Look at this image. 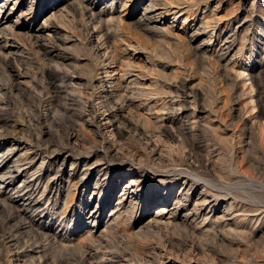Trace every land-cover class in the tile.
Returning a JSON list of instances; mask_svg holds the SVG:
<instances>
[{
  "label": "rangeland",
  "instance_id": "rangeland-1",
  "mask_svg": "<svg viewBox=\"0 0 264 264\" xmlns=\"http://www.w3.org/2000/svg\"><path fill=\"white\" fill-rule=\"evenodd\" d=\"M29 2L30 0H26L23 6L20 5L21 8L19 7V3H17L16 8L17 6L19 8L17 11H14L15 15L13 20L18 16L23 20H26L27 18L32 19L33 16H35L39 24H44V19L50 17L52 14L49 9L50 5L54 3L55 0H33L30 12L28 13L26 11L29 8ZM87 2L89 3V1ZM111 2L112 0L90 1L91 5L88 7L93 6V4L98 5L101 3L98 8H101L103 13H101V24L99 26L97 25L95 28L93 25L87 23L85 19L86 16L79 15V10L77 13L72 12V10L70 11V9L69 11L64 9L65 12L63 9L61 10L63 17L59 15L58 20L63 21L62 24L61 21L60 23L58 20H56L57 22L54 21L61 29V32H59V38L61 37L62 40H60L63 44L59 47V54L67 57L69 56L68 58L71 59L69 62L71 64L67 66L70 70L69 72L71 73L74 71L72 72L74 73V78H82L81 85H79L80 87L74 86L75 88H69L70 90L68 89L66 92H59V101L53 104L43 102L40 105L35 100H28L26 97H21L18 101L16 98L13 99V97L18 96L19 93L16 91L13 92V97L10 95L11 99H9V102L12 100L10 102L12 105L7 107V112H3L5 113L3 115L10 118L9 121L11 120L9 131L14 129L13 132L20 134V136L23 134L26 138L31 135L30 137L32 140L34 142L38 140L39 146L44 148L45 146H48V144L53 146L59 145V142L62 141L65 133L78 130L87 150L90 146H96L98 142H93L99 141V137L94 134L96 124L87 125V129L82 130L77 117L82 116L83 119H86L87 121L93 119L95 123L103 122V117L99 116V113L89 110L90 102L93 103V105L96 102L91 99L88 100L89 97L86 99V96L89 95L90 91L84 88L83 85L85 86L88 84L87 82L91 78L96 84H98L99 79L103 81L107 79L109 82H112L114 77L117 76V73L113 76L108 75L107 77H104L103 74L97 76L95 70L97 69L98 59L94 57L95 54L92 52L94 51L92 48L105 42L106 40L104 36L103 38L101 36L107 34L108 37L110 36V39L108 38V44L115 48L117 60H119H116L117 62L115 64H111L109 70H111V68H116V65H120V61L125 62L128 61L129 58H131L129 61H132L134 64L132 71L131 69L128 70V74L125 76L126 81L130 86L133 84L131 89H133L137 82L138 83L135 87H137V85L141 86L142 83L145 84V87L149 85L151 86V84L159 87L163 84L166 86L172 83L178 85L181 79L187 80L192 86L197 87L202 99L198 104L195 103L194 106L189 103L187 104L189 106H187L188 117L183 119L184 122L186 124L190 123L192 126L195 121L191 119L190 115L193 112L195 115H201L199 113V108H203L205 110V113L201 115L202 118L204 117L203 120H208L209 118L214 120L215 123L213 124L215 125L221 123L220 128L217 130V132L220 130L218 132L219 135H215L217 138L213 137L208 132H205L204 127L195 130V127L193 128L192 126L193 130H190L191 132L184 131L185 137L187 136V142L199 143L202 149L205 147H209V149L217 147V150H221V162L218 163V168L216 167L215 169L216 176L208 177L206 175L207 178L204 176L205 179H209L212 182H209L210 184H205L221 195L216 202L220 212L215 216V219L221 221L216 220L218 223L215 222L210 225L207 220L206 223L201 225L202 228L199 226L200 229H202L201 232L199 231L200 229H197V231H190L182 228V226L173 223L166 224L168 222H164V224L158 225L160 229L157 228L153 230L148 240H136V238L130 237L132 231H137L140 226L149 222L155 214L158 213L162 216L164 218L163 221L167 220L168 216L170 217V212L169 214L168 210L160 212L159 204L156 205V203H153L151 208L142 209L144 199L149 198L150 195L157 192L158 195H156L152 201L156 202V197H161L164 194L163 190L155 189V184L159 178L168 176L153 171L150 165L144 161L139 164L134 163V169L141 170L144 173L136 174L141 176L142 181L141 186L137 190L138 195L135 193V198L138 201L137 205L139 204L140 207L139 210H134L133 217L129 220L130 223L128 220L123 219L122 216L121 218L119 217V219L116 218V215L113 216L114 213L117 211L120 212L121 208L123 211L127 206L126 202L123 201V204H121L120 207L114 210V212L112 211L114 208L113 206L118 203L117 198L120 195V193L117 194V190L114 193L112 204L105 210V214H103V217L97 222V224L93 226V236L92 239L90 238V240H88L89 242L82 240L84 237L82 236L83 233H78L76 235L75 244L79 243L78 247L81 248L76 251L77 253L74 252L73 255L71 251H66L64 255L59 254L54 250L50 251V253H55L54 256L59 254L60 258L63 256L64 258L66 257L67 259L64 260L63 258V260L71 264H81L83 262L81 260L82 258H79L82 257L80 253L81 251L83 253L89 251H98L100 253L99 257L87 261V264H99V261H101L100 259L103 258L101 255L103 252H117L123 255L124 258H129L131 261L133 260L132 262L130 261L131 263L129 262V264H133V262L135 264V261L136 263L139 262L140 258L156 255L160 250L158 252L159 255V253L162 252V249L166 250L163 251L164 254L168 253L166 262L162 264H172V257H175V255L179 258L184 256L187 262L190 261L187 264H264V0H168L167 2L166 0H162V2H166L169 5H174L176 3L190 4L191 8L187 15L184 14L178 16L174 22L171 13L164 15L162 20L159 19L155 23H151L147 27L148 29L142 24L137 25L135 22L136 19L131 16L134 11L136 13L141 12L143 0L116 1L113 4V9L110 6ZM9 4V6L12 7V1H10ZM42 7L48 8L40 16ZM87 12L90 13V10L87 9ZM64 13H67L68 16ZM114 17H117V22ZM118 17L121 19L123 18L122 20H124L125 23L124 27H120ZM62 18L65 19L62 20ZM110 18L114 19H111V21ZM201 19L203 20L202 24ZM66 20L69 21L67 22ZM204 21H207L205 23H208V27ZM21 23L17 26L16 33L18 32V36L25 42V40H23L25 37H23L24 35L22 34L26 30V25H20ZM235 31L236 37L234 38L232 37V34ZM90 32L93 34L91 42L86 40ZM45 34L47 35V32ZM226 36H229L228 42L232 43L233 47L221 57L222 49L227 46L223 43ZM120 39H122V41H120ZM122 42L130 43L132 45L134 44L135 46H138L139 49H137V52L131 56L132 49L125 48ZM17 43L19 45L21 42L19 43V41H17ZM25 43L27 44L25 45V50H23V55L26 56L25 59H27L25 62H28L23 63L27 64V66L31 64L30 67H28V70L30 74L35 75V73L37 74L42 68L41 66L47 64V61H41L43 58L40 54V50L35 45L31 46L32 41L30 44L28 40ZM220 44L221 48L219 46ZM103 45L104 44L101 45L102 51H104L103 48L106 46ZM61 47H65L66 49H61ZM27 52L28 54H26ZM148 54L149 61L151 62L142 60L146 57L145 55ZM28 56L30 57L28 58ZM41 63L43 65H41ZM1 66L3 65H0V69L2 68ZM32 68L33 72L30 71ZM175 75L176 79L174 78ZM1 80L3 79L1 78ZM174 81L176 82L174 83ZM84 91L85 94L83 93ZM71 92L76 93L73 94ZM15 94L17 95L14 96ZM71 97L77 101H71ZM138 99L139 98H137L136 103H141L142 105L139 112L142 113L143 116L150 118H154L157 113L161 114L157 109H159V107L161 108V105L164 104L163 102H168L170 100H174L175 102L178 101V99H171L170 97L166 100H164V98L158 99L156 97H154V99L151 98V100L145 98H142V100L140 98L139 101ZM86 101H88V103ZM51 105H53L51 113L47 118L40 119V111H46ZM145 108L147 109V112ZM148 108L150 109V116H148ZM217 120H220L221 122ZM190 124H187V128ZM180 129L181 128H179V130ZM17 130L19 132H17ZM130 134L131 136H126L127 138L124 137L121 140L123 143L120 142L121 153L125 149H130L131 146V150L141 149V145L139 146L140 143L137 144L139 141H137L135 135H133L134 133L131 132ZM37 136L39 139H37ZM122 144L124 147L123 149ZM9 146L10 142H7V144L2 147L1 151L5 152ZM138 147L140 148L138 149ZM188 149L189 148L183 149V151H185L184 153L188 152ZM19 153L23 154V151H20L17 154L15 153L14 158L20 156L21 154ZM173 155L176 156L177 153H174ZM178 155L179 158L177 157ZM178 155L176 156L178 162L175 164H184L182 163L184 156L181 157L182 154ZM68 157V164L64 165V169L62 168V170L65 171L63 174L65 180L68 179V174L70 173L71 160L76 159L77 156L75 157L72 152H69ZM108 164L112 169L119 167V161H109ZM82 168L83 166L81 165L80 169ZM161 170L159 169V171ZM151 177H154L155 179ZM183 180V178H179L175 181V186L171 192L172 196L169 197V199L171 198V201L174 202L175 199L180 196V187ZM202 181L197 180V185L200 187L203 186L204 181ZM78 203L79 202H77V204ZM230 203H233L234 205L232 208L229 207ZM165 207H167V205H165ZM8 214H10V212L8 213V210H4L0 206V264L13 263L8 262L11 260V238H20V242L23 245L26 241L27 244H30L31 240L34 239V236L36 235L34 230H29L30 228L27 227L18 228L17 230V225L22 223V219H13L10 216L8 217ZM124 214H126V212H124ZM222 215L224 217H222ZM75 218L76 217L70 222H67L68 226L73 230L75 229V232L83 226L82 223L90 226V224L88 225L87 220L84 219L82 220L83 222H75ZM138 219H141L140 222H142L143 225L141 223L134 224ZM6 220L8 222H6ZM12 224L16 229L12 228L13 226L11 227ZM108 228L112 230L108 233L106 243L104 241L102 244L98 241V238L100 237L99 235L100 233L101 235L105 233V230ZM108 241L111 243H107ZM57 255L55 256V260L52 259L53 262L51 264L59 263V256L57 257ZM25 259L23 258V260L26 261L25 264H31L29 258ZM83 263L86 264L85 262ZM21 264H23V262H21Z\"/></svg>",
  "mask_w": 264,
  "mask_h": 264
},
{
  "label": "bare ground",
  "instance_id": "bare-ground-1",
  "mask_svg": "<svg viewBox=\"0 0 264 264\" xmlns=\"http://www.w3.org/2000/svg\"><path fill=\"white\" fill-rule=\"evenodd\" d=\"M10 1H12V7L9 6ZM25 1L26 0H0V65H3L0 69V206L4 210H8V213L10 212V214H8V217L10 216L13 219H22V223H19L17 225V230L18 228L27 227L30 228L29 230H34L36 235L34 236V239L31 240V242L29 241L30 244H27L26 241L23 245L20 242V238H11V249L8 247L11 252V260H9L8 262H13L12 264H21V262H23V264H25L26 261H24L23 258H29L31 264H51L53 262L52 259L55 260V256L57 255L56 254L54 256L55 253L51 254L50 251L52 250H54L55 252L57 251L59 254H64L66 251H71L74 255V252L78 251L81 248L78 247L79 243H76L77 245L75 244L76 235L78 233H83L82 236L84 237L82 238V240L84 241H88L90 240V238L92 239L93 226L97 224V222L103 217V214H105V210L108 209V207L112 204L114 193L117 190V194L120 193V195L117 198L118 203L113 206L114 208L112 211L114 212V210L120 207L121 204H123V201L126 202L127 206L123 209V211L121 208V211H117L113 214V216L116 215L117 219H119V217L121 218L122 216L123 219L129 221L133 217L134 210L137 211L140 207L139 204L137 205L138 201L135 198V193H137V190L141 186L142 181L141 176L136 174L144 173L141 170H135L134 163L139 164L144 161H146L150 165L153 171L160 172V174L163 173L168 176L159 178V180L155 184V189L163 190L164 196H158L156 197L157 201L152 202L155 196L158 195L157 192L153 193L149 196V198L144 199L142 209L151 208L153 203H156V205L159 204L160 212L168 210V214L170 212V217L168 216V219L163 221L164 218L157 213L150 219L149 222H146L145 225L140 222L141 219H138V221L134 222V224L136 225L138 223H141L143 226H140L137 231H132V233H130V237L136 238V240H148L153 230L159 228L158 225L164 224V222H168L166 224L173 223L175 225L182 226V228L190 231H197V229H200V227L202 228L201 225L206 223L207 220L209 222L208 224L210 225L214 224L216 220L221 221L215 219V216L220 212V209L219 207H217L216 202L221 195L220 193L213 191L212 188L208 187L205 184L211 182L209 179H205L207 178L206 175L208 177L216 176L215 169L217 165H219L218 163L221 162V150H217V147H212V149H209V147H205L204 149H202L199 143L187 142V136L185 137L184 133V131L193 130L194 127L195 130H199V128L204 127L205 132H208L213 137L217 138V136L215 135H217L220 131L219 130L217 132V130L221 126V123L215 125L213 124L215 123L214 120L209 119L208 117V120H203L204 117L202 118L201 115L205 113V110L203 108H199V113L201 115H195L193 114V112L190 117L195 121V123L192 124L193 128L190 123H187L191 126H188L187 128V124L183 120L184 118L188 117L187 104L189 103L194 106L195 103L198 104L202 99V96L197 90V87L192 86L191 83L187 80L181 79L178 85H174L172 83L166 86H164L163 84L159 87L154 86L151 83V86L149 85L145 87V84L142 83L141 86L137 85V87H135L138 83L137 82L135 83L133 89H131L133 84L130 86V84L126 81L125 76L126 74H128V70L131 69L132 71V68H134V64L132 61H129L131 59L129 58L128 61H120V65H116V68H111V70H109L110 65L115 64L119 60H117L115 48L109 46L108 44V38L110 36L108 37L107 34L103 33L104 35L101 36L102 38L104 36L106 40H104L105 42L102 43L106 45L105 48H103L104 51H102L101 48L102 44L97 45L96 47H93L92 45V47L94 48H92V50H94L92 52H94L95 54L94 57L98 59V62L96 61L98 63L96 67L97 69L95 70L97 76L103 74L104 77H107L108 75L113 76L115 73H117V76L114 77V80L112 82H109L106 78V80L104 81L99 79L98 84H96L91 78L87 82L88 84H86L85 86L83 85L84 88L90 91V93L88 92L89 95L86 96V99H88L87 97H89L88 100L91 99L95 101V104L97 105H93V103L90 102L89 110L99 113V116L103 117V122L95 123L92 118V120L87 121L86 119H83L82 116L77 117L82 130L87 129V125L96 124L94 128V134L99 137V141H93L98 142L97 144L95 143L96 146L94 145V147H92L89 145L90 147L87 150L86 146L83 143V138L80 137L78 130L65 133V136L63 135L64 137L62 141L59 140V145L53 146L47 143L48 146H45L44 148H41L39 146L38 140L34 142L30 137L31 135L29 136L30 138H26L23 136V134L20 136V134L13 132L14 129H11L12 131H9L11 120L9 121L10 118L5 117L3 115L5 113L3 112H7V107L9 105H12L10 104L12 100L9 102V99H11L10 95L13 97V92L16 91L17 93H19L18 96H16L17 94H15L14 96L16 97H13V99L16 98L17 100H20L21 97H26L28 100H35L40 105L43 102L53 104L59 101V92H66L69 88L81 85L82 78H74V73H72L74 71H72L71 73L69 72L70 70L67 67L71 64L69 63L71 61V59L68 58L69 56L67 57L59 54V47L63 44L61 41V37L59 38V32H61V29L59 28V25H57V23H55L54 21L59 19V15L63 17L61 10L63 9V11L65 12V10L69 11L70 9V11L72 10V12L74 13H77V11L79 10V15L81 14V16H86L85 19L87 23L89 25H93L94 28L97 25L99 26L101 24L102 10L101 8H98L101 3L98 5L93 4V6L88 7L91 5L90 1L92 0H55V2L50 5L49 9L51 10L52 14L50 15V17L44 19L45 21L44 24L42 23V25L37 22L35 16H33L32 19L27 18L26 20H23L18 16L13 20L15 15L14 11H17L20 5L23 6ZM32 1L33 0H30L29 8L26 11L28 13L30 12V7L33 4ZM87 1H89V3ZM116 1L120 0H112V2L110 3L112 9L113 4ZM167 1L168 0H166V2ZM166 2H162V0H143L141 12L136 13L134 11L131 16L132 18L136 19L135 22L137 23V25L142 24L147 28L151 23H155L159 19L162 20L163 16L168 15L169 13L173 15L174 22L178 16L184 14L187 15L191 8V5L186 3L174 4L172 2L174 5H169ZM17 3H19V7L17 6L16 8ZM47 8L48 7H42L40 16L47 10ZM87 9L90 10V13L87 12ZM66 16H68V14ZM114 18L115 20L117 19V17ZM114 18H110V20ZM64 19L65 18H62V20ZM122 19L118 17L120 27H124L125 24L124 20ZM58 21L60 23L61 20ZM62 22L63 21H61V24ZM205 22L207 21H204V23ZM19 23H21L20 25H26V30L22 34L24 35L23 37H25V39L22 37L23 40H25V42L28 40L29 44L32 41L31 46L35 45L40 50V54L43 58L41 61H47V64L43 65L41 63V65L43 66H41L42 68L39 70V72L37 71L38 73H35V75L30 74L28 70V67H30L31 64L27 66V64L23 63L25 62V60H27L25 59L26 56L23 55V50H25V45L27 43L22 41V39L17 34L18 32L16 33V29ZM202 23L203 20L201 21V24ZM205 24L207 26L208 23ZM46 32L47 35L45 34ZM232 35V37L235 38L236 31ZM92 37L93 34L90 32L86 40L91 42ZM228 40L229 36H226L223 43L227 46H225L226 48L222 49V51L220 50L222 52L221 57L229 52L233 47V44L229 43ZM17 41H19V43L21 42L22 44L20 43L18 45ZM120 41H122V39H120ZM124 42H122L123 46L128 49L131 48L132 54L130 55L133 56L137 52V49H139L138 46ZM219 46L221 48V44ZM27 48L29 50L28 46ZM62 48L66 49L65 47H61V49ZM26 54H28V52ZM145 56L146 57H144L142 60L148 62L149 54ZM29 57L30 56H28V58ZM30 71L33 72V68L30 69ZM1 78L3 80H1ZM174 78L176 79V75ZM175 82L176 81H174V83ZM85 91L83 92L84 94ZM154 97L158 99L164 98V100L170 97L171 99H178V101L175 102L174 100H170L168 102H163L164 104L161 105V108L159 107V109H157L161 114L157 113L154 118L143 116V114L139 112L142 105L141 103H136L137 98H145L147 100H151V98L154 99ZM70 100L74 102L77 101L73 98ZM86 102L88 103V101ZM52 109L53 105H51L50 108H47V110L44 112L40 111V119L47 118ZM145 110L147 112L146 108ZM149 111L150 109L148 108V114ZM148 116H150V114ZM21 121L19 122L22 123ZM217 121L221 122L220 120ZM179 128L185 130H179ZM17 132L19 131L17 130ZM131 132L134 133L133 135H135L137 141H139L137 142V144L140 143L139 146L141 145V149H139L140 147H138L139 150H131V146L130 149H125L121 153L120 142H122L121 140L124 137L131 136ZM178 136L180 137V139ZM37 139H39L38 136ZM7 142H10V146L6 149L5 152L1 151L2 147H4ZM123 148L124 147L122 144V149ZM185 148H189L188 152L186 153H184L185 151H183V149ZM20 151H23V154L19 153L21 155L14 158L15 153L17 154ZM69 152H72V154L77 157L76 159L71 160L70 173L68 174V179L65 180L63 175L65 171L62 170V168L69 162ZM174 153H177V155L182 154L181 157L184 156L182 160L183 162L181 161L184 164H175L176 162H178V159L176 158L177 155H173ZM177 157L179 158V155ZM114 160L119 161V167L112 169L110 168L108 163L109 161ZM81 165L83 166L82 169H80ZM159 169L162 170L159 171ZM151 178L155 179L154 177ZM179 178L184 179L180 187L181 194L173 202L170 200L171 198L169 199V197L172 196L171 192L175 186V181H177V179ZM196 179L201 181L203 180L204 185L201 187L198 186ZM198 188H201V191ZM77 202L79 203L77 204ZM165 205H167V207H165ZM233 206V203H230L229 207L232 208ZM124 212H126V214H124ZM74 217H76L74 220L75 222H83L82 220L85 219L87 220L88 225L90 224V226L82 223L83 226L80 227L77 232H75V229L73 230L67 224V222H70ZM222 217L224 216L222 215ZM6 222L8 221L6 220ZM12 226L13 224L11 225V227ZM12 228L16 229V227L14 226ZM111 230L112 229L108 228L102 235L100 233L98 241H100L101 243H104L105 241L106 243L108 233ZM201 230L202 229H200L199 231L201 232ZM107 243L111 242L108 241ZM164 250L165 249H162V252H160L159 255L158 252L160 250L156 255H150L144 258H140V261L138 260L139 262L137 263L135 261V264H162L166 262V257L168 256V253H163ZM80 253L82 257L79 258H82L81 260L85 263L89 260L96 259L100 254L98 251H89L85 253L81 251ZM59 254L57 255V257L59 256ZM101 255L103 258L100 257L101 261H99V264H129V262L131 261L129 258L128 260L124 258L123 255L117 252H103L101 253ZM63 258L64 256L62 258H60V256L58 257V264H71L64 261L65 259H67L66 257L64 258V260ZM172 258V264H187L190 262H187L184 256L182 258H179L175 255V257L173 256Z\"/></svg>",
  "mask_w": 264,
  "mask_h": 264
}]
</instances>
